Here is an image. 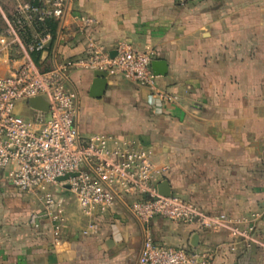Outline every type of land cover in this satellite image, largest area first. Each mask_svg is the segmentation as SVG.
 I'll list each match as a JSON object with an SVG mask.
<instances>
[{"label":"crops","instance_id":"obj_1","mask_svg":"<svg viewBox=\"0 0 264 264\" xmlns=\"http://www.w3.org/2000/svg\"><path fill=\"white\" fill-rule=\"evenodd\" d=\"M72 9L94 24L68 16L54 44L37 53L39 64L55 54L84 56L91 43L113 51L126 41L168 66L156 78L166 99L120 76H108L104 95L95 98L94 71H72L81 132L150 147L158 185L168 180L174 194L208 213L249 217L256 239L155 216L148 224L154 241L209 251L213 264H264V0H73ZM9 66L1 56L0 74ZM54 190L66 214L58 241L52 221L30 222L44 209L41 195L21 192L0 168V264L138 263L143 227L123 203L101 218L97 233L84 234L87 219L71 192Z\"/></svg>","mask_w":264,"mask_h":264},{"label":"built area","instance_id":"obj_2","mask_svg":"<svg viewBox=\"0 0 264 264\" xmlns=\"http://www.w3.org/2000/svg\"><path fill=\"white\" fill-rule=\"evenodd\" d=\"M9 1V12L2 8ZM73 0H0L5 28L0 33V57L10 66L0 74V168L21 192L38 193L44 209L31 215L38 227L41 219L53 222L56 241L66 222L64 204L54 189H67L87 219L84 234L97 233L101 218L117 202L123 203L143 227L144 239L137 264H213V253L160 245L148 229L150 220L162 216L175 222L195 223L209 230L226 228L238 241L253 242L254 223L249 217L208 213L197 203L178 194L159 192L154 151L127 136L93 133L79 127V91L72 81L74 70H103L157 91L151 51L121 41L113 51L94 43L84 56L53 59L45 70L35 59L55 42L51 23L65 27L67 17L85 27L95 19L74 14ZM42 97L48 111L33 108L29 100ZM19 104L32 114L18 113ZM68 174L66 180H59ZM254 213L252 219L257 217Z\"/></svg>","mask_w":264,"mask_h":264},{"label":"water","instance_id":"obj_3","mask_svg":"<svg viewBox=\"0 0 264 264\" xmlns=\"http://www.w3.org/2000/svg\"><path fill=\"white\" fill-rule=\"evenodd\" d=\"M152 68L156 75L165 74L167 72V63L163 60H154L152 62ZM108 85V73L103 70L94 71V79L92 81L89 94L92 97L100 98L104 95ZM30 105L33 108L48 111L49 104L42 97H34L29 100ZM75 174H68L63 177H60L59 180H66L69 176H74ZM159 192L162 195L170 196L173 194L171 185L168 180H163L158 185Z\"/></svg>","mask_w":264,"mask_h":264},{"label":"rangeland","instance_id":"obj_4","mask_svg":"<svg viewBox=\"0 0 264 264\" xmlns=\"http://www.w3.org/2000/svg\"><path fill=\"white\" fill-rule=\"evenodd\" d=\"M2 23H3V16H2V13H1V10H0V27L2 26ZM41 68L45 69V70H49V69H52L53 68V62H52V58L49 59L48 61H46L45 63L43 64H40ZM72 78V77H71ZM17 112L18 113H24L26 114L27 116H30L32 114V111H30V109L26 106V105H23V104H19L16 108ZM79 117H80V114H79ZM79 121H80V118H79ZM160 167V166H159ZM158 167V168H159ZM169 169V167H168ZM167 169V171H168ZM69 196H72V201L74 202V205H76L75 203V198L74 196L72 195V193L69 195ZM77 202V201H76ZM78 204V203H77ZM75 208V207H74ZM77 208V207H76ZM221 213H226V212H221ZM228 214V213H226ZM229 215V214H228ZM231 216V215H230Z\"/></svg>","mask_w":264,"mask_h":264},{"label":"trees","instance_id":"obj_5","mask_svg":"<svg viewBox=\"0 0 264 264\" xmlns=\"http://www.w3.org/2000/svg\"><path fill=\"white\" fill-rule=\"evenodd\" d=\"M9 5H10L9 1H4L3 5H2V8L5 11L9 12V8H10ZM51 27L53 29L54 36H56L57 35V24L56 23H51ZM4 28H5V20L3 18V23H2V26L0 27V33L3 31ZM36 55L37 54L34 55L35 59H38V57Z\"/></svg>","mask_w":264,"mask_h":264}]
</instances>
